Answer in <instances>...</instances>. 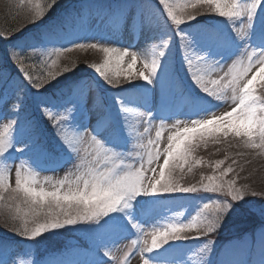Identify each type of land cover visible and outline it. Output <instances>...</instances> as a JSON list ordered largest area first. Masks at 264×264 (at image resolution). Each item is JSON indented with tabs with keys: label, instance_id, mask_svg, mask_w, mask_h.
<instances>
[{
	"label": "snow or ice",
	"instance_id": "6c2138e0",
	"mask_svg": "<svg viewBox=\"0 0 264 264\" xmlns=\"http://www.w3.org/2000/svg\"><path fill=\"white\" fill-rule=\"evenodd\" d=\"M19 4L29 8L30 22L39 26L58 7V0H19ZM160 6L175 26L187 75L203 94L187 97L189 115L196 118L176 119L171 126L175 131L167 136L163 149L160 148L162 133L170 117L163 114L159 124H155V114L146 110L135 111L133 118L134 110L128 106L131 100L122 93L131 89L146 96L150 86L157 82L167 87L169 70L167 53L163 50L169 47L167 40L157 46L161 50L153 48L150 57L99 40L80 42L73 37L78 35L76 23L82 22L83 17L70 14L63 24L40 33L42 46L17 37L16 31L22 36V30L0 31V40L7 44L0 54V120H7L0 125V209L6 210L0 212V222L10 232L31 242L29 248L17 252L10 242L0 240V264H40L33 255L35 246L45 233L54 234L67 226L93 234L97 258L90 264H107L105 257L116 259L114 250L118 241L132 230H136V239L124 253L122 264H128L136 252L141 255L142 264H176L177 257L185 255L177 242L189 239L203 240L198 264H213L209 258L215 243L210 238L213 234L237 217L258 213L264 218V203L257 207L247 199L258 193L247 184L237 186V159H232L226 167L222 165L228 157L214 164L210 162L213 174L201 176L198 186L180 183L186 166L191 172L201 163L192 154L201 142L206 144L209 139L224 143L220 137L231 136L239 141L235 147L258 150L264 155V0H184V3L158 0L157 8ZM151 7L152 0H143L112 13L108 21L113 35L121 22L134 30L150 27ZM187 8L191 11H186ZM200 16L215 19L216 23L201 24L197 19ZM55 40L66 43L59 47L46 46ZM73 48L103 53L102 63L88 67L105 85L120 87V92L108 103L94 98L89 107V85L85 81L57 79L62 74L59 58ZM35 55L56 57L50 65L41 61L47 75L30 71L35 65L26 61ZM138 59L142 60L143 68L137 74ZM13 65L22 80L11 75L9 68ZM62 71L68 72L69 67ZM121 77L127 81L126 88ZM53 80L57 81V87L50 93ZM210 101H215V105ZM229 102L234 107L217 115V110ZM29 107L41 112L55 127L54 146L49 147L43 139L37 121L21 119V113ZM167 110V104L163 105L161 112ZM130 143L132 149L127 150ZM246 154L241 151L236 156ZM72 161L78 162L62 178L41 179V171H55ZM13 165L15 187L10 186ZM229 174H233L231 179L227 178ZM46 185L51 189L47 190ZM176 193H210L215 197L198 205L187 222L172 217L146 230L142 221L150 219L148 214L158 200ZM193 232L196 235L189 237ZM257 243L259 264H264V228L258 232ZM247 247L248 242L242 240L232 250V258L221 259L219 264H243L236 257ZM5 256L7 259L2 258ZM47 264L62 262L52 259ZM180 264L188 261L181 260Z\"/></svg>",
	"mask_w": 264,
	"mask_h": 264
},
{
	"label": "rangeland",
	"instance_id": "374dc122",
	"mask_svg": "<svg viewBox=\"0 0 264 264\" xmlns=\"http://www.w3.org/2000/svg\"><path fill=\"white\" fill-rule=\"evenodd\" d=\"M176 2L184 3V0H176ZM137 3H142V2L138 0H122V1L114 2L108 5H103V7L100 8L99 13L96 14V16L98 17H96L95 12H94V5L90 6V2H87L85 5H83L84 10L82 11V14H83L82 22L76 23V32L78 33V35L76 37H73V39H78L80 42H91V43H95L97 42V40H99L113 47H129L130 51H136L141 56H148V57L152 55L153 48H156L157 51L161 50L157 46L161 45L164 40H167L168 44H170L171 41L174 42L173 44L174 51L178 49V47H180L179 39L175 35V29L165 26L166 22H168V24L171 25V22L167 18L165 12L164 14H162L163 17L159 15L158 14L159 12L157 13V11L156 13L151 12L153 14L152 24L150 27H145L142 31L139 29L134 30L132 28H129L127 25L121 22L119 28L115 30V35H113L111 26L109 25V21H108L109 16L112 13L117 12L120 8H122L125 5H135ZM189 9L190 8H187L186 11H189ZM127 11L128 10H126V13ZM130 11L135 12V8H131ZM163 18L165 19V21ZM210 19L212 20V18ZM216 19L221 20L223 18L217 17ZM213 21H214L213 24H215L216 20L213 19ZM204 25H208V24H204ZM172 30L173 32H171ZM173 35L175 37L171 39V36ZM65 43H66L65 40H55L47 44L46 46L48 48L59 47ZM33 44L37 46H42V42L33 43ZM169 49H170L169 47L167 49H163L167 53V62H168V70H169V82L166 88L162 86L160 82H157L156 84H153L150 86V90L148 91L146 96L141 95V94H136V93H130V91L128 92L126 91L122 93L124 97L131 100V103H129L128 106L133 108L134 110L133 113L131 114L133 118L135 116V111L145 112L146 110H151L155 114L157 118V120L154 122L155 124H159V118L163 114L166 115L167 117H170L166 119L167 127L162 133V143L160 145L161 149L166 147L167 136L171 133V131H175V129H173L171 126L174 124L176 119L190 120V119L196 118L194 116L189 115V105L187 103V97H189L190 95H193V96L203 95L202 93H199V90L196 89L190 77L187 75V69L185 68L184 63H183L184 53L181 50H179L178 55L174 57V55L172 54V50L171 49L169 50ZM90 51H96V54H97L94 62H91L90 64L103 62V53L98 50H94V49L80 50V49L73 48L72 51L65 53V55L76 52L73 58L68 60V61H72L73 63V60H81V58L85 56V55L84 56L82 55L85 52L88 53ZM62 57H60L59 59H62ZM53 59H56V57L55 56L45 57V56L36 55L37 61L39 62L47 61L48 65L51 64ZM126 59H127V62H130V58H126ZM227 63H231V60H228ZM172 64H175V66H173ZM88 65L86 69L88 73H90L89 77L92 79L98 77V75L94 74V70L88 67ZM42 66L43 65L41 64L40 69ZM43 68L45 69V67ZM142 68H143V62L142 60L138 59L135 72L138 74L139 71L142 70ZM15 73L18 74V76H15V77L22 80V77H20L18 71H16ZM121 78L123 79V77ZM88 80L89 78H85V80H83L89 85L88 106L89 107L91 106L92 100L94 98H98L101 102L108 103L110 101L108 97L100 96L98 94L99 89L97 87V84H95L93 81L89 82ZM23 83L27 84L26 81H23ZM118 92H114V94L116 95V93ZM258 92H259V89H258ZM215 103H216L215 101H210V104L213 106L215 105ZM165 104H167L168 110L166 113H162L161 108ZM231 107H234V105H231V103L229 102L228 105L224 107H220L217 110L216 114L219 115L225 110H230ZM4 114L7 115V113H4ZM25 117L38 121L39 126L43 131V139L47 142L49 147H52L56 144V129L55 127H53V124L49 123L46 120L45 117H44L45 118L44 121L41 122L38 119L31 118L30 112L28 113L22 112L21 119ZM6 122L7 120H0V125ZM151 135L153 137L155 136V130H153ZM220 139L225 142L224 143H214L211 141V139H209L206 144L201 142L199 144V147H197L195 151L193 152L192 156H195L196 158L201 157L200 155H203V154L205 156L207 155L206 157L211 156V155L217 156L218 152L221 153V151H226V149L229 148L228 146L229 144H232L235 146L239 142L238 140H234L231 136L229 137L221 136ZM131 149H132V144L130 143L127 147V150H131ZM253 152H254L253 155L257 154V156H259L258 160L264 163V155H260L258 153V150H253ZM253 155L251 159L255 158L253 157ZM75 162H78V161H72V162L66 163L63 167L58 168L55 171H49V170L41 171L40 172L41 179L45 176H50V177H53L54 179L62 178L68 172V170L72 168L73 163ZM160 162L161 163L163 162V157H161ZM15 163L18 164L19 159H17ZM254 163H256V161H254ZM197 168L198 166L194 169L193 172H190V174L196 173ZM212 170H213L212 168H209L205 173H202L201 176L212 175L213 174ZM149 175H152V173H149ZM231 175L233 174H229L230 179H231ZM261 176H264V172L261 174ZM237 177H239V174ZM190 178L193 179L192 176H190ZM197 179H198V176H197ZM199 183H200V179H198L197 181L196 180L191 181L190 185L195 184L198 186ZM10 186L15 187V165L12 166V170H11ZM237 186L239 185L237 184ZM45 187L47 190L51 189V186L49 185H46ZM205 194L208 195L209 193H205ZM5 196H7V193H5ZM213 197H215V195ZM205 198L206 197L201 199L202 202L200 203V205L203 202H207L208 198L207 199ZM251 198L254 199L253 202H255L257 199L255 196L247 197V199L252 201ZM198 202L200 201L194 200V199H188V201H177L175 203H170L166 205H163L162 203H160L158 205H155V207L148 214L150 219H147L146 221H142L143 226L146 230L150 231L153 225L163 224L172 217H175L178 220H184L185 222H187V219H190L191 215L195 214V211H196L195 208L198 209V205H199ZM3 210L6 211L5 209H2V211ZM0 223L3 225L2 222ZM4 230H6V228ZM259 230L260 229L255 230L254 236L252 239L250 237L251 234L246 233L244 235L245 236L244 239H246V241L248 242V247H252L254 251L253 253L250 254L249 252H247V249H248L247 247L241 253H239V255L236 258L241 260L243 264H245V259H247L248 257H249L248 259L249 264H259L260 251H259V245L257 243V235H258ZM84 233L88 236L87 245L91 249L89 252H85V253L84 252L82 253L71 252L64 257H60V259H55V260L61 261L62 264H90V262L93 259H96L97 257H96V254L93 248L94 236L93 234L88 233V232H84ZM6 234H8L9 236H14V233L8 230H6ZM68 239L69 238H65V241H68ZM133 239H136V230H132L131 233L126 234L124 238L118 241L116 245V249L114 250V255L116 259H112L111 257H105L104 259L107 261V264H122L124 253L130 250L131 241ZM148 239L150 243V237H148ZM49 241H52L50 237H49ZM70 242H74V241L70 240L69 243ZM10 244L17 252L23 251L30 247V245H27L26 247V245L25 244L23 245V243L21 242L20 243L16 242V244L14 243H10ZM238 246H239V243L233 244L232 246L227 245L226 247H224L221 250L222 254L217 258V261L219 262L221 259H231L232 250L237 248ZM179 247L183 249L185 255L177 257L176 264H180L181 260H187L188 264H198V261L200 260V258H199L198 253L195 252V251H198V249L195 250L192 247L188 249V248H185V246H179ZM43 250H47V249L45 248L43 244H39L38 246L34 248L33 255H34V258L38 262H40V264H47V261L49 260L42 257L43 255L41 254V252H44ZM2 258L7 259L6 256ZM128 264H142L141 255L138 252L134 253L130 257Z\"/></svg>",
	"mask_w": 264,
	"mask_h": 264
},
{
	"label": "trees",
	"instance_id": "16d2710c",
	"mask_svg": "<svg viewBox=\"0 0 264 264\" xmlns=\"http://www.w3.org/2000/svg\"><path fill=\"white\" fill-rule=\"evenodd\" d=\"M84 1L88 0H58V7H55L53 11L50 12L49 15H47L44 18V23L42 25L36 26L33 25L30 22V11L27 6H21L19 4V0H0V31H7V30H22L23 35L21 36L20 31H16V36L20 37L21 40L27 38L28 44L33 43H40L41 40L39 39L40 33L45 30L46 28H51L54 25H61L64 22V19L69 14L73 17L80 15L82 11V3ZM114 0H91L93 3H105L110 2ZM158 0H152V6L161 12L162 6L157 8ZM191 11V9H189ZM164 13V12H163ZM199 22H209L213 21L210 18H206V16H200L197 18ZM195 22V21H193ZM12 43H17L18 41L12 40ZM7 47V44L0 40V54L3 53V50ZM31 49H28V52L31 53ZM74 54H68V55H61L62 59L58 60L59 68L61 69L62 74L57 78L61 82H64L67 79H79L82 80L86 76H89L90 73L87 71V65L91 62H94L96 59V51H90L85 52L81 58V60H73V63H69L68 60L73 58ZM78 59V57H77ZM26 63L28 64H34L35 67L30 69V71L34 72H40L45 75H47L46 69H44L41 66V62L36 60V55L33 56L31 59L27 60ZM68 66L69 71L63 72L62 69ZM43 68V69H42ZM9 71L11 72V75L13 77L18 76L15 72L18 71L16 67L13 65L9 68ZM94 83H99V91L101 94H106L108 97L111 96L112 91H120V87H110L104 84L103 80L101 78L97 77L96 79H93ZM122 86L127 87V81L121 78ZM136 83H143V81H135ZM57 87V81L53 80L51 81V87L49 88V92L53 93L56 91ZM131 90V89H130ZM34 91V90H33ZM129 91V90H128ZM30 112L31 118L38 119L39 121H44V116L41 115V112L35 110L34 107H29L25 113ZM54 127V126H53ZM234 146V145H233ZM245 151L247 154L243 157H237L236 153ZM222 153V154H221ZM221 153L218 152V155H211L206 157L204 154L200 155L201 157H197L201 163L197 164L193 167L192 171L198 166L196 173L190 174V172L187 171V166L184 169L182 178L180 180V183L183 186H189L191 184V181L200 179L202 173H205L209 168H212L209 166V163H213L216 160H225V157H228V159L225 160V164L222 165V167H226L228 163H231L232 159H237V173L239 174V177H237V184H247L249 186V189L251 191H256L259 195H256L257 198L255 201V204L257 207L260 206L261 203H264V195H261V193H264V176H261V174L264 172V163L261 162L259 159V156L253 155V150H244L240 149L238 147H229L226 149V151H221ZM251 153V154H250ZM255 157L251 159V157ZM222 157V158H221ZM194 159H197L195 156H193ZM197 159V160H198ZM256 161V163H254ZM243 168V171H240V168ZM213 169V168H212ZM203 171V172H202ZM213 171V170H212ZM262 172V173H261ZM189 173V174H188ZM197 175L198 179H197ZM190 176L193 177V179L190 178ZM233 175H231V178ZM230 179V176L227 177ZM215 194H208L205 193H198V194H171V196L165 195L166 197H199V196H205V197H213ZM259 196V197H258ZM214 198V197H213ZM254 198V197H253ZM253 198L252 201L254 200ZM4 211V210H3ZM2 209H0V212H3ZM3 228V229H2ZM264 228V218H262L258 213L251 216H242L237 217L231 220L228 224V226L217 233L213 234L212 237H210L213 241H215L213 246V251L210 254L209 258L213 261V264L217 263V258L222 254L221 250L226 247L228 244H232L234 241H242L244 240V235L246 233H253L257 229ZM5 227L0 223V240H5L8 242H21L23 245L25 244L31 246V242L26 241L24 238L19 237L14 234V236H9L6 234V230H4ZM9 231V230H8ZM195 232L189 233V237L195 236ZM214 236V237H213ZM49 237L52 239V241H49ZM65 238H69L68 241H65ZM88 236L84 233V231H80L75 229L73 226H67L65 229L56 230L54 234H44V238L39 241V244H43L47 250H43L44 252H41L44 254V257H47L48 259L51 257L57 258V255L64 254L66 252L71 251V249H80L86 250L87 247L85 246L88 242L87 240ZM72 240L74 242L69 241ZM192 242V239H189L186 242ZM197 242H203V240H195ZM35 246V247H36Z\"/></svg>",
	"mask_w": 264,
	"mask_h": 264
}]
</instances>
